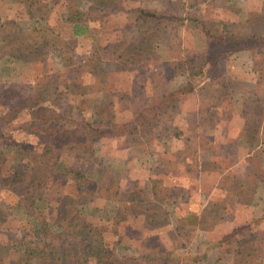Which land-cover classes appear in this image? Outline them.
<instances>
[{
    "label": "rangeland",
    "instance_id": "rangeland-1",
    "mask_svg": "<svg viewBox=\"0 0 264 264\" xmlns=\"http://www.w3.org/2000/svg\"><path fill=\"white\" fill-rule=\"evenodd\" d=\"M263 1L141 0L138 1L141 5L157 9V16L145 17L143 20L139 18L134 24L126 20L124 14L113 17V20L125 23L123 25L128 27L125 32L129 36L139 33L146 47L144 61L130 65L129 68L119 60H101L104 69L115 71L113 77L119 78L116 83L126 86L131 76L136 75L140 79L147 78L146 81H150L151 77H159L165 81L167 90L188 86L185 99L176 101L177 104L168 108L155 121L158 122L151 128L153 132L149 134V138L134 128L121 138L112 137L104 145V137L92 140L87 124L102 123L105 106L110 101L105 81L107 70L90 79L87 95L79 101L73 98L55 99V93L46 86L37 101V105L52 106L71 120H83L87 129L81 128L74 134L80 136L84 144L92 143L96 155H102L101 150L106 153L102 156L101 163L109 165L110 173H115L118 177L122 198L131 197L140 203H151L150 213L141 216L143 226L165 225L170 230V237L165 235L160 244L147 245L149 255L158 264H236L234 260L237 257L246 259L253 240L256 242L259 236L264 237V143L257 144V136L251 134L249 129L252 127H248L252 123V112L254 122L256 116L260 119L264 115L258 101L259 98H264V73L260 74L253 69L256 61L254 58L258 57L259 51L264 55V31L252 34L251 30L254 27H264ZM226 14L233 19L228 27H222L221 24L219 27H212L218 33L217 39L202 30L199 20L204 16L218 21ZM55 21L52 22L53 28L63 39L70 40L71 29L68 23ZM90 26L93 32L100 29L98 21H91ZM13 29L14 22L11 19H0L1 37H7ZM118 34L114 31L110 35L106 33L111 38L112 35L118 37ZM218 37L221 40L218 41ZM78 39L83 49L81 51L79 46L77 52L81 51L83 57L84 50L97 49V41L95 43L82 37ZM196 51L201 53V60L196 58ZM3 55L4 51L0 48V84L11 81L15 95L13 102H20L18 99L23 97L25 91L38 94L39 91L34 89L35 79L20 76L22 83H19L16 68H12V64L9 66ZM55 59L60 62L58 55L49 54L45 57L46 65L47 61ZM194 63L198 64L195 73L192 69ZM235 67L240 71L237 72L239 77L249 80L247 91H255L258 99L231 91L244 87L241 79L233 81L235 72L230 71ZM191 74L195 75L189 80ZM70 75L78 78L79 70H73ZM258 77L263 80L257 81L260 79ZM152 84L150 81V85ZM134 88H139L138 81ZM24 101L23 99L20 105ZM240 106H244L246 111H241ZM27 110L22 109L15 120L9 123L5 132L9 140L19 138L25 142L26 139H45L41 135L23 138L16 134L17 124L29 117ZM119 115L127 117L129 110L121 108ZM225 132L229 133V137L222 144L220 142ZM25 151L31 157V167L34 169H42L44 162H54L57 158L54 152L34 147H26ZM99 169L100 161L96 159L87 166L86 173L90 176L98 175ZM27 178L28 173L20 165L9 167L0 175V203L12 205L13 215L20 220H33L23 207H32L36 202V192L28 188ZM230 184L232 188L225 193V188L221 187L227 189ZM172 192H175V196L170 195ZM226 197H233L239 203L238 208L227 205L223 210L221 205ZM68 201L75 204L78 226H93L94 217L91 215L94 214L101 215L108 227L112 226L110 217L115 211V201L104 202V199H97L87 202L83 193L70 197ZM188 203H193L191 210L197 209L204 213L203 217L207 220L202 227L198 224L188 226L182 222L177 229L175 225L180 223L179 217L188 220L186 216H179L190 209ZM95 204L101 208L92 207ZM38 205L45 207L46 202L40 201ZM146 207L150 208L149 205ZM82 211L86 213L85 216ZM262 215L263 220L258 228L246 223L247 219L254 222ZM218 216L220 224L217 222ZM133 220L132 215L126 219L125 232L140 226L141 223ZM224 221H229V224H224ZM232 224L242 225L244 231L243 236H238L236 242L228 238L222 239L224 230L219 229H231ZM111 228L112 230H107V234L112 239L118 228ZM61 229L65 233L73 231L72 226L66 224ZM234 231L238 232L239 229L234 228ZM227 242L234 243L229 246V253L225 249ZM254 245L262 247L261 242ZM9 247V244H3L0 253H6ZM117 247V251L124 256L141 254L144 250L138 252L129 245ZM262 248L264 250V245ZM261 255L264 260V252ZM257 262L264 264L261 260Z\"/></svg>",
    "mask_w": 264,
    "mask_h": 264
},
{
    "label": "trees",
    "instance_id": "trees-1",
    "mask_svg": "<svg viewBox=\"0 0 264 264\" xmlns=\"http://www.w3.org/2000/svg\"><path fill=\"white\" fill-rule=\"evenodd\" d=\"M138 1L141 0H0V19H11L14 22L11 33L7 37L0 36V48L4 51L3 59L9 66L12 64V68H16L19 83H22L20 76L33 78L36 81L34 89L39 91L34 95L25 91L23 97H19L18 104L13 102L15 95L11 81L0 84V175L9 167L20 165L28 173V188L36 192L34 206L23 205L26 214L33 217V220L16 218L12 213V205L0 203V249L3 244L10 245L6 253H0V264H158L156 259L149 255L147 245L160 244L165 235L170 237V230L165 225L143 226L141 216L150 213L151 203H140L131 197L122 198L118 177L115 173H110L109 165L101 163L102 156L106 153L101 150L102 155H96L92 143L84 144L82 138L74 134L81 128H86L83 120H71L52 106L37 105L45 86L55 93V99L73 98L79 101L87 95L89 82L101 71L107 70L105 81L110 101L105 106L102 123L87 124L91 130L92 140L104 137L102 140L104 145L112 137L121 138L134 128L149 138V134L153 132L151 128L156 125L158 121H155L160 115L177 104L176 101L185 99L188 86L167 90L165 81L159 77L157 79L151 77L149 80L153 84L150 85V81H146L147 78L140 79L136 75H132L127 85L122 86L116 83L119 78L113 77L115 71L110 72L102 67L101 60L108 58L119 60L128 68L144 61L146 47L143 37L139 33L129 36L125 32L128 28L123 25L125 23L113 20V17L124 14L126 20L134 24L139 18L143 20L145 17L156 15L157 9L145 7ZM204 3L206 4V1ZM54 20L68 23L71 41L63 39L53 28ZM232 20V16L226 14L218 21L204 16L199 22L206 34L217 39L218 33H215L212 27H219L220 24L222 27H228ZM91 21L99 22L100 29L95 30L97 33L91 29ZM112 31L119 33L118 37L112 35L115 39L106 35V33L110 35ZM80 37L95 43L97 41V49L84 50L83 57L80 53L83 49L78 39ZM79 46L81 51L77 52ZM259 52L258 57L254 58L256 61L253 63V69L263 74L264 64L261 62H264V55L262 51ZM195 53L196 58L201 60L199 59L202 58L201 53L197 51ZM49 54L58 55L60 62L55 59L47 61L46 65L45 57ZM197 66L196 63L194 67L192 66L193 73L196 72ZM75 69L79 70L78 78L70 75ZM194 75L191 74L189 80H192ZM258 78L261 80L257 81L263 80L262 77ZM137 81L139 88H134ZM129 89L131 91H128ZM23 99L27 101L20 105ZM35 101L36 104H33ZM25 108L28 109L29 117L17 124L16 134L23 138L41 135L45 139L34 141L26 139L24 142L19 138L9 140L6 137L5 132L9 123L13 122ZM121 108L129 110V116L119 115ZM238 131L240 132L239 129ZM227 137L229 133H223L220 143L223 144ZM26 147L54 152L57 158L54 162H44L42 169H34L31 167V157L26 154ZM96 159L100 161L98 175L90 176L86 173L87 166ZM165 174L170 176L169 172ZM221 188H225V193H228L232 186L230 184L227 189ZM80 193L84 194L87 202L97 199H104V202L115 201V211L110 219L111 227H117L118 231L113 234L112 239L107 234V230L112 228L108 227L101 215H91L94 217L93 226L89 228L77 225L75 204L69 203L68 199ZM170 195L175 196V192ZM40 201L46 202V206L39 207ZM223 201L221 205L223 210L227 205L238 208L239 203L233 197H226ZM188 204L190 209L179 215L186 216L188 220L178 216V220L181 221L175 225L177 229L182 222L188 226L198 224L202 227L207 220L203 217L204 213L198 212L197 209L191 210L193 203ZM148 205L150 208L146 207ZM92 207L101 208L98 204ZM85 214L82 211V215ZM130 215L133 216V221L141 224L125 232L124 222ZM218 217L216 220L220 224V216ZM262 220L263 215L254 222L247 219L246 223L258 228ZM224 222L229 224V221ZM65 224L72 226L73 231L63 232L61 228ZM231 227V229L219 227L224 230L222 239L228 238L236 242L238 236L244 232L243 227L240 224H232ZM234 228L239 231H234ZM256 242H261L263 247L264 237L259 236ZM256 242L253 240L250 244L246 259L239 256L234 262L236 264H258L257 260L264 262L261 255L264 250L254 245ZM226 244L225 249L229 253L231 250L229 246L234 243ZM118 245H129L138 252L144 250L141 254L124 256L117 251Z\"/></svg>",
    "mask_w": 264,
    "mask_h": 264
},
{
    "label": "crops",
    "instance_id": "crops-1",
    "mask_svg": "<svg viewBox=\"0 0 264 264\" xmlns=\"http://www.w3.org/2000/svg\"><path fill=\"white\" fill-rule=\"evenodd\" d=\"M255 11H257V10H255ZM252 30V34H255V33H257V32H259V31H261V32H263L264 31V27H254V29H251ZM230 72H235V76L233 77L234 79H233V81H235V80H240L242 83H243V85H244V87L243 88H241V89H234L232 86V88L234 89V90H231L233 93H238V94H240V95H243L244 97L246 96V97H248V96H251V98H257V97H255V91L253 92V91H251V92H249V91H247L248 90V86H247V84L249 83V80L245 77V78H243L242 79V77H239L238 75H237V72H240L239 71V69H237L236 67L234 68V69H231V71ZM237 88V87H236ZM263 95H264V91H263ZM262 97V96H261ZM258 99V98H257ZM258 101L261 103V107H262V111H264V98H259L258 99ZM259 103V104H260ZM239 109H241V111L242 110H244V111H246V109H245V107L244 106H240V108ZM251 117L253 118L251 121H252V123H249V126L248 127H252L251 129H249L251 132V134H254L255 136H257V140H256V143L257 144H263L264 143V115H262V117H260V119H257V116H256V118H255V122H254V115H253V112H252V115H251ZM245 121V120H244ZM245 125H246V123H245ZM238 126H241V125H238ZM254 128L256 129V130H254ZM242 136H244V134L242 135ZM241 136V137H242ZM252 174H253V172H252Z\"/></svg>",
    "mask_w": 264,
    "mask_h": 264
}]
</instances>
